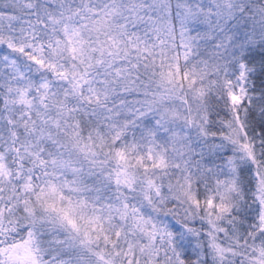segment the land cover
Masks as SVG:
<instances>
[{"label": "snow or ice", "instance_id": "1", "mask_svg": "<svg viewBox=\"0 0 264 264\" xmlns=\"http://www.w3.org/2000/svg\"><path fill=\"white\" fill-rule=\"evenodd\" d=\"M0 264H264V0H0Z\"/></svg>", "mask_w": 264, "mask_h": 264}, {"label": "trees", "instance_id": "2", "mask_svg": "<svg viewBox=\"0 0 264 264\" xmlns=\"http://www.w3.org/2000/svg\"><path fill=\"white\" fill-rule=\"evenodd\" d=\"M205 2H207V0H205ZM207 31H208L207 25H201V32L203 33V32H207ZM193 35H195V33H193ZM199 43L201 45V51L202 52H205V50H207L205 52V55L202 58L205 60H208L209 63H211L210 55H211V51H212V49H211L212 40L209 39V41L207 43H205L204 41L201 40Z\"/></svg>", "mask_w": 264, "mask_h": 264}]
</instances>
